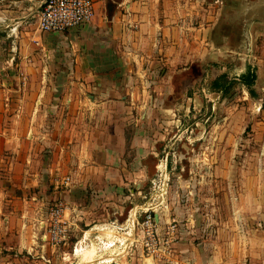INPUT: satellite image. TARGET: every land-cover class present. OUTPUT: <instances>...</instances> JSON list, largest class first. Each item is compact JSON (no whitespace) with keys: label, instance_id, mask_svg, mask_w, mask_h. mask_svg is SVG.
<instances>
[{"label":"crops","instance_id":"0c3cea01","mask_svg":"<svg viewBox=\"0 0 264 264\" xmlns=\"http://www.w3.org/2000/svg\"><path fill=\"white\" fill-rule=\"evenodd\" d=\"M43 1L0 0V215L11 249L63 264L71 246L84 257L103 243L106 264H143L134 211L157 204L161 184L168 191L167 162L157 173L152 161L176 111L194 105L177 82L187 91L196 74L250 72L264 92V0H93V20L61 33L36 28ZM216 136V155H234L233 136ZM253 168L228 180L231 211L217 210L205 239L197 222L180 229L178 264H264V165L260 177ZM58 200L74 227L54 248L42 226Z\"/></svg>","mask_w":264,"mask_h":264},{"label":"rangeland","instance_id":"374dc122","mask_svg":"<svg viewBox=\"0 0 264 264\" xmlns=\"http://www.w3.org/2000/svg\"><path fill=\"white\" fill-rule=\"evenodd\" d=\"M253 61L255 62V59ZM257 61L259 66L264 68V56L257 57ZM232 76L229 75L228 79ZM193 77L198 79L193 88L186 91L188 84L177 82L176 89H183L185 102L188 103L187 99L191 98L194 105L189 109L188 104H185L184 108L176 111L179 121L171 125L170 134L162 141L160 154L152 163L159 164L157 173L158 170L163 173L164 164H168V217L176 220L179 232L182 227L188 230L185 224H190V221L192 229L197 222L201 225L199 227H203L205 239L204 231L215 228L217 210L224 213L231 211L235 188L232 189L227 184L228 180L243 179L248 165L256 168L258 177L263 173L261 169L264 165V119L259 117L261 112L264 113V92H254L251 96L242 84H237L227 95L211 93L208 89L214 81L211 80L213 75H205L203 79L198 74ZM258 77V81L264 84V74ZM178 95L179 91L176 92V96ZM205 95L210 97L206 98ZM259 105L260 112L256 111ZM254 118L260 119L261 124ZM219 131L225 134L224 144L229 141L226 139L228 134L233 136L236 141L234 155L225 154L222 159L216 155V132ZM228 150L230 147L226 148V151ZM221 169L225 172L219 171ZM250 171L253 172L252 169ZM148 188L149 186L144 188L145 194ZM6 207L7 205L4 206ZM1 208L3 207L0 205ZM2 219L0 215V264H43L33 253L11 249L14 247V238H8L7 225ZM179 236L181 237V233ZM186 236L198 237L195 232ZM99 244L95 252L91 250L85 253L84 257L74 256L71 246L69 255L62 261L63 264H94L95 260H99L97 264H106L110 251L105 244Z\"/></svg>","mask_w":264,"mask_h":264},{"label":"built area","instance_id":"2783aa9c","mask_svg":"<svg viewBox=\"0 0 264 264\" xmlns=\"http://www.w3.org/2000/svg\"><path fill=\"white\" fill-rule=\"evenodd\" d=\"M125 11L128 12L126 7ZM94 12L93 0H44L37 12L36 28L41 33L65 32L90 23ZM71 184V176L67 175L59 181L58 188L67 190ZM156 197L159 199L157 204H143L135 208V243L142 250L145 264H178L174 252L180 240L179 227L176 220L167 215L166 184L160 185ZM68 209L62 200H58L50 207L47 221L42 226V240L54 248L63 247L69 241L74 225L64 217Z\"/></svg>","mask_w":264,"mask_h":264},{"label":"trees","instance_id":"16d2710c","mask_svg":"<svg viewBox=\"0 0 264 264\" xmlns=\"http://www.w3.org/2000/svg\"><path fill=\"white\" fill-rule=\"evenodd\" d=\"M229 75H233L231 73H223L214 80L210 86L208 91L211 93H221L222 95H227L228 91L232 89L237 84H242L247 90L248 94L252 96L254 93L252 88L255 83V76L250 72L241 73L239 76L233 75L230 79H228Z\"/></svg>","mask_w":264,"mask_h":264}]
</instances>
